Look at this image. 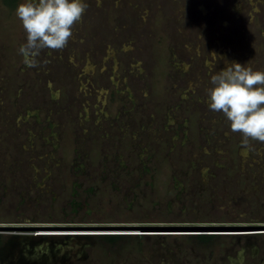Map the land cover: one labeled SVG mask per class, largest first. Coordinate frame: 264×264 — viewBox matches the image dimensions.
I'll list each match as a JSON object with an SVG mask.
<instances>
[{
  "label": "rangeland",
  "instance_id": "1",
  "mask_svg": "<svg viewBox=\"0 0 264 264\" xmlns=\"http://www.w3.org/2000/svg\"><path fill=\"white\" fill-rule=\"evenodd\" d=\"M19 2L0 0V225L42 227L0 231V264H264V229L174 230L264 225V142L207 102L230 61L264 69V0H88L36 66ZM111 225L132 237L88 233Z\"/></svg>",
  "mask_w": 264,
  "mask_h": 264
},
{
  "label": "clouds",
  "instance_id": "2",
  "mask_svg": "<svg viewBox=\"0 0 264 264\" xmlns=\"http://www.w3.org/2000/svg\"><path fill=\"white\" fill-rule=\"evenodd\" d=\"M88 6V0H20L15 12L26 32L19 46L24 63L36 66L42 50L64 48ZM209 80L208 107L222 111L242 144L264 142V69L232 60Z\"/></svg>",
  "mask_w": 264,
  "mask_h": 264
},
{
  "label": "water",
  "instance_id": "3",
  "mask_svg": "<svg viewBox=\"0 0 264 264\" xmlns=\"http://www.w3.org/2000/svg\"><path fill=\"white\" fill-rule=\"evenodd\" d=\"M42 226H17V225H0V231L2 230H11V229H27V230H35L37 231ZM88 227H97L95 231H108V232H88V233H118V232H109L112 230H121L118 228H126V227H134V226H120V225H111V226H88ZM141 228H149V226H140ZM163 227V226H158ZM185 227V228H184ZM45 228V227H43ZM46 229V228H45ZM250 229V230H249ZM259 229H264V225L259 226H235V225H198V226H180L175 227L174 230H181L180 232H193V233H247L249 231L256 232L260 231ZM144 233L149 230L156 229H142ZM157 230H165V229H157ZM170 230V229H166ZM246 230V231H242ZM262 231V230H261ZM121 233V232H119ZM138 233V232H137ZM41 234V233H37Z\"/></svg>",
  "mask_w": 264,
  "mask_h": 264
},
{
  "label": "trees",
  "instance_id": "4",
  "mask_svg": "<svg viewBox=\"0 0 264 264\" xmlns=\"http://www.w3.org/2000/svg\"><path fill=\"white\" fill-rule=\"evenodd\" d=\"M6 4L9 6H15L17 0H4ZM193 237H196L200 239L203 242L209 241L213 236H215L214 233H196L195 235H190ZM96 239L101 240V241H106L109 243H121L123 240L129 239L132 237L130 234H122V233H100L96 234L94 236ZM3 236L0 234V245L3 246L4 243L2 242Z\"/></svg>",
  "mask_w": 264,
  "mask_h": 264
},
{
  "label": "bare ground",
  "instance_id": "5",
  "mask_svg": "<svg viewBox=\"0 0 264 264\" xmlns=\"http://www.w3.org/2000/svg\"><path fill=\"white\" fill-rule=\"evenodd\" d=\"M55 230H60V229H40L42 231L41 233H46L47 231H55ZM45 231V232H44ZM84 231V230H83ZM39 232V230H38ZM89 232V231H88ZM95 232H105V231H95ZM108 232V231H106ZM112 232V231H111Z\"/></svg>",
  "mask_w": 264,
  "mask_h": 264
},
{
  "label": "flooded vegetation",
  "instance_id": "6",
  "mask_svg": "<svg viewBox=\"0 0 264 264\" xmlns=\"http://www.w3.org/2000/svg\"><path fill=\"white\" fill-rule=\"evenodd\" d=\"M5 4H6V2H5ZM240 236H246V235H235V237H240ZM248 239V238H247Z\"/></svg>",
  "mask_w": 264,
  "mask_h": 264
}]
</instances>
